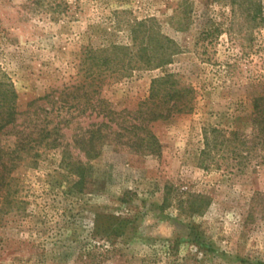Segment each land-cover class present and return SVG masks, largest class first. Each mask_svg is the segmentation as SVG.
<instances>
[{
	"label": "rangeland",
	"instance_id": "374dc122",
	"mask_svg": "<svg viewBox=\"0 0 264 264\" xmlns=\"http://www.w3.org/2000/svg\"><path fill=\"white\" fill-rule=\"evenodd\" d=\"M165 74L193 107L148 123L157 153L104 130L89 159L100 108L146 117ZM0 83L17 113L0 133V264H264V152L249 129L264 0H0Z\"/></svg>",
	"mask_w": 264,
	"mask_h": 264
},
{
	"label": "trees",
	"instance_id": "16d2710c",
	"mask_svg": "<svg viewBox=\"0 0 264 264\" xmlns=\"http://www.w3.org/2000/svg\"><path fill=\"white\" fill-rule=\"evenodd\" d=\"M169 41V40H168ZM142 54H135L131 56L130 60L136 59L142 61L146 67L149 68H162L165 66L167 62H165L164 56H147L145 60V56H141ZM192 90L190 88L181 87V83L174 79H171L170 75L165 74L162 78H158L157 80H153L151 82L150 93L148 96V102L150 104L149 111L145 113L146 117L142 116L139 118H130V121L125 120V116L127 113L122 111L120 113H115L111 111L109 107L106 105L99 110L98 114L101 117L102 121L98 123L90 124L91 128L87 129L85 132H89V142H90V150H85V154L89 159H92L96 156L98 150L94 146L95 141H100L104 143V139L100 132H104V130L108 132L114 133L118 138L116 139L120 145H128V147H132L137 149V153H140L141 150L149 151L150 154H156L158 151V145L154 139V137L147 133L146 130L148 123L154 122L157 120L168 119L169 117L175 114H184L189 113L192 110ZM15 99L16 94L11 84L9 83H0V133L1 131L8 125H14L16 122V108H15ZM91 100H87L86 105L91 106ZM94 107V106H91ZM94 109V108H93ZM126 114V115H124ZM138 114V113H137ZM117 119H121V122H118ZM141 121V123L137 122ZM117 121V122H116ZM143 123H145L143 125ZM113 124L116 128L112 129ZM249 129L250 132H258L255 136V139H258L256 145H261L262 151L264 152V95L255 97L253 100V113L251 118H249ZM41 139L48 138L51 134L50 131H47L46 128H42L40 131ZM123 132V133H121ZM137 132H146V135L142 137V135H138L135 140H131L127 138L126 141H122L123 137L126 135L129 136L132 134L134 137L137 135ZM212 132L218 133L223 132L222 130L213 129ZM230 135L234 137L233 140L239 141L238 132H244L242 129H234L230 131ZM94 138H96L94 140ZM218 139V138H217ZM22 139L17 138L15 143V148H13L14 153H18L20 150H24L28 141H25V146L22 144ZM24 141V140H23ZM240 146L245 145V141L241 140L239 142ZM219 144V143H218ZM102 144H100L101 146ZM208 146V141L206 142ZM99 147V146H98ZM139 149V150H138ZM93 152V153H91ZM235 152V151H233ZM6 150H2L0 148V168L2 171L7 169V161L4 162V155ZM83 178L82 174H78ZM5 175L0 173V188L4 185Z\"/></svg>",
	"mask_w": 264,
	"mask_h": 264
}]
</instances>
